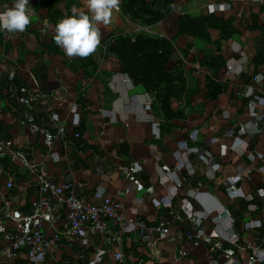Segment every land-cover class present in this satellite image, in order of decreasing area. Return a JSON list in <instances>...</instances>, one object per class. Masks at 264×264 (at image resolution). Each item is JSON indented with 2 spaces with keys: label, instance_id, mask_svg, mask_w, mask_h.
Returning a JSON list of instances; mask_svg holds the SVG:
<instances>
[{
  "label": "crops",
  "instance_id": "crops-1",
  "mask_svg": "<svg viewBox=\"0 0 264 264\" xmlns=\"http://www.w3.org/2000/svg\"><path fill=\"white\" fill-rule=\"evenodd\" d=\"M126 1L119 0L121 9ZM15 2L0 0V13ZM144 2L160 8V0ZM220 3H227L229 8L212 15L231 28L233 33L228 39L212 29L207 41L179 32V18L207 16L208 7ZM74 10L88 13L87 0H30L31 22L25 31L0 30V140L22 151L30 163L48 173L52 182H74L79 198L91 200L100 188L105 196L118 199L124 204L127 218L149 227L167 219L183 236L203 229L213 240L223 237L219 228L225 227L229 232L223 235L229 236L232 230L240 246L251 242L264 249V197L258 194L264 191V174L257 170L264 166V160L251 162L247 156V151L264 155V119L256 127L249 122L247 100L242 96L249 86L256 95L264 96V2L178 0L171 15L155 24L132 21L122 11L113 10L108 24L97 25L100 43L88 57L68 56L54 39L56 24L73 15ZM119 35L164 37L173 42L171 66L183 75L187 90L173 109L183 111V119L164 122L158 110L139 109L151 97L121 72L120 63L108 50V41ZM216 57L224 65L220 71L206 65L214 64ZM235 61L239 62L240 73L228 76L225 68ZM257 77L260 83L256 84ZM22 88L45 94L47 105L21 104ZM187 92L190 95L185 100ZM132 100L137 103L135 110L128 109ZM73 108L80 116L79 127L71 126ZM106 112L112 113L114 121ZM54 114L59 117L58 125L67 126L66 135L53 148L60 155L58 162L48 157L47 141L53 140L57 132L50 122ZM28 117L41 132L31 131ZM154 121L160 123L159 138L153 134ZM229 130L235 131L233 138L226 135ZM192 133H196V139L190 138ZM234 142L238 148H228L224 153L223 147H231ZM184 143L189 149L209 152L218 169L214 171L199 154L187 152V166L178 175L183 180L182 189L172 196L169 206H155L153 201L172 193L174 183L165 172L177 165ZM133 163H140L143 171L132 180V191L121 195L129 184L123 169ZM239 176L241 181L234 188L244 198H231L225 181ZM9 182L12 188H8ZM199 185L204 195L200 199L189 197V191ZM37 196L35 177L27 168L0 158V224L6 226L8 235L16 232V216L32 214ZM186 201L196 213L192 218L185 216ZM221 208L226 213L215 220ZM200 216L202 223L198 225L196 219ZM252 222L260 226L247 230L246 225ZM48 232L52 234L53 230ZM5 239L0 234V253L8 245ZM95 239L87 249H71L63 242L46 264H88L99 249L105 252L101 264H120L114 260L117 248L103 238ZM154 241L146 242L137 233L127 235L121 248V264H208L205 245ZM225 249L236 251L228 244ZM179 250H186L188 256L178 259ZM242 254L245 258L249 255L246 251ZM212 257L223 260L220 253ZM0 264L30 263L27 251H22L15 260L0 255Z\"/></svg>",
  "mask_w": 264,
  "mask_h": 264
},
{
  "label": "built area",
  "instance_id": "built-area-1",
  "mask_svg": "<svg viewBox=\"0 0 264 264\" xmlns=\"http://www.w3.org/2000/svg\"><path fill=\"white\" fill-rule=\"evenodd\" d=\"M257 3H263L264 0H254ZM229 8L227 3H220L218 5H210L208 7L209 14H215L219 11H226ZM115 11H121L120 6ZM240 65L238 61L227 65L226 74L228 76L239 74ZM254 83H260V77L254 79ZM22 96L19 98V102L23 105L30 106L32 104L41 103L46 106L45 94L36 91L28 90L26 88L20 89ZM242 96L247 100V115L249 122L254 127L264 119V96L256 95L252 86L246 88ZM152 100L148 99L146 103L139 107V109L151 110ZM129 110L137 109L136 101L130 102ZM260 110V111H259ZM73 121L72 127H79L80 116L77 114L75 108L72 109ZM107 116H110L114 121L115 117L111 112H106ZM28 124L34 134L41 132L40 128L34 123L32 117H28ZM50 122L56 127V136L53 140L47 141V145L50 148L48 157L53 161H60V155L54 151V145L63 139L67 132V126L65 124L58 125L59 117L54 114L50 118ZM44 132V131H42ZM243 132V129H241ZM160 123L153 122V134L157 138L160 137ZM226 135L229 138L235 136V131L229 130ZM78 137V134H74ZM192 139H196V133H192ZM216 141V140H215ZM230 148L235 150L238 148V144L234 142L231 147H223V152ZM187 152H193L200 155V157L208 165H212V169L216 171L218 166L213 163V157L209 152L197 149H189L184 143L180 145V152H178L177 165L165 172L166 178L171 180L174 185L172 186V193L169 197L160 200L153 201L155 206L170 205L172 196H175L183 186V180L178 178L179 173L187 166L185 155ZM243 153H246L244 151ZM248 159L251 162L256 160H264V155L259 152H248ZM0 158H9L13 162H20L31 175L35 177V182L38 188L37 199L33 203V211L31 215H18L14 218L16 223V232L8 235V231L5 225L0 224V234L6 237L8 245L5 247L0 255L9 260H15L19 257L22 251H27V256L30 264H46L50 258H53L63 246V242L71 248L75 249H87L93 243L95 238H103L112 247H116L117 250L114 253V260L117 263L124 261V255L122 252L123 239L132 233H137L140 239L156 243L154 240L160 242H166L171 245H177L181 241L190 243L193 247H199L205 245L208 248L209 260L208 264H264V249L256 247L251 242H246L242 247L240 246L237 236L232 234L223 235L228 233L227 228H219L222 233L221 239L213 240L208 235L206 236L203 229H197L195 231L187 232L185 236L176 232L172 224L167 219H161L160 223L155 227H149L144 223L127 218L124 215V204L115 198L105 196L104 191L98 188L94 193L91 200H84L76 195L74 182H66L62 184H56L52 182L48 176V173L44 169H39L35 164L30 163L25 154L22 151L14 150L10 143L0 140ZM258 172L264 174V166L257 168ZM143 171V167L140 163H133L123 169V174L129 183L124 191H121V195H127L132 191V180L137 174ZM241 177H231L225 181V185L228 188V193L231 198H244V194L239 189L234 187L239 184ZM8 188H12V182L8 183ZM200 186L197 189L190 190L189 197L194 199H200L204 193L200 192ZM264 191H258L261 197H264L261 193ZM183 210L185 216L192 218L196 213L193 211L191 203L189 201L184 202ZM218 219L220 215L226 213L224 208L218 209ZM202 216L196 219L198 225L202 223ZM233 222L230 219V224ZM259 223H248L246 229H255L259 227ZM231 227V225H230ZM53 230L52 234L49 230ZM235 247L236 251H227L225 245ZM244 251L248 252L247 258L242 254ZM215 253L222 254V261L213 259ZM105 252L98 250L94 254L92 260L88 264H101ZM188 256L186 250H179L178 259H184ZM84 257V256H83ZM82 258V255L80 256Z\"/></svg>",
  "mask_w": 264,
  "mask_h": 264
},
{
  "label": "trees",
  "instance_id": "trees-1",
  "mask_svg": "<svg viewBox=\"0 0 264 264\" xmlns=\"http://www.w3.org/2000/svg\"><path fill=\"white\" fill-rule=\"evenodd\" d=\"M177 1L160 0V8L154 9L152 3H145L144 0H127L121 11L132 21L155 24L171 15ZM178 29L182 34L204 41L209 40L211 29L218 30L223 39H228L233 33L225 21L212 14L200 18L182 16L178 20ZM108 42V50L120 63L121 72L150 95L152 111L158 110L164 122L183 119L184 112L173 109V104L181 102V97L187 91L183 75L171 66L173 42L164 37L153 38L148 35H119ZM213 61L214 64L206 63L210 69L220 71L224 68L220 58L216 57ZM189 95L187 92L185 100Z\"/></svg>",
  "mask_w": 264,
  "mask_h": 264
},
{
  "label": "clouds",
  "instance_id": "clouds-1",
  "mask_svg": "<svg viewBox=\"0 0 264 264\" xmlns=\"http://www.w3.org/2000/svg\"><path fill=\"white\" fill-rule=\"evenodd\" d=\"M30 0H16L0 13V30L23 32L31 22ZM119 0H87L88 13L73 11L55 26V42L68 56L88 57L100 43L99 23L108 24ZM90 13V14H89ZM264 195V192L261 193Z\"/></svg>",
  "mask_w": 264,
  "mask_h": 264
}]
</instances>
